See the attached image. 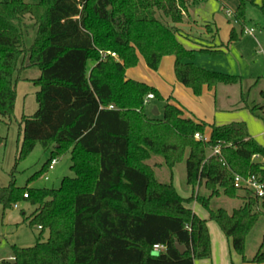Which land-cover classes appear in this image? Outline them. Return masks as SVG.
I'll list each match as a JSON object with an SVG mask.
<instances>
[{
	"label": "trees",
	"instance_id": "16d2710c",
	"mask_svg": "<svg viewBox=\"0 0 264 264\" xmlns=\"http://www.w3.org/2000/svg\"><path fill=\"white\" fill-rule=\"evenodd\" d=\"M202 2L41 0L31 5L0 0V120L14 116L20 74L40 72L29 80L38 88V110L22 119L17 163L40 144L51 153L46 170L70 155L75 174L58 189L21 188L13 179L0 188L1 207L31 204L36 210L26 222L41 228L35 246H13L12 260L3 264H195L210 259L212 249L208 221L187 207L194 201L208 210L243 261L264 264V240L252 259L246 256L248 237L264 216V197L239 190L234 182L237 175L264 182V147L245 123L212 126L207 142L197 140L208 125L185 118L183 108L169 103L162 118H151L146 99L150 94L162 99L160 93L126 79L139 55L153 71L173 56L177 81L197 97L205 87L242 85L240 76L195 64L197 53L217 56L224 53L221 47L190 50L179 40L177 25L189 4ZM238 2L234 18L244 26L247 4H256ZM260 10L264 17V5ZM206 29L213 32L209 25ZM236 38L233 29L229 42ZM151 155L164 159L170 183L158 181L145 163ZM183 162L193 188L189 199L172 182L173 170ZM202 187L208 198L199 194ZM238 191L246 192L244 198ZM221 195L243 203L231 213L213 211L210 203ZM155 246L164 250L157 252Z\"/></svg>",
	"mask_w": 264,
	"mask_h": 264
},
{
	"label": "rangeland",
	"instance_id": "374dc122",
	"mask_svg": "<svg viewBox=\"0 0 264 264\" xmlns=\"http://www.w3.org/2000/svg\"><path fill=\"white\" fill-rule=\"evenodd\" d=\"M24 1L31 5H37L41 0ZM255 4H247L246 6L245 24L242 27L244 31H252V37L244 41L235 40L229 42L233 28L239 27L236 25L234 18V14L239 6L238 0H211L205 9V14L200 12V19L209 23V25L214 22V25L219 30V44H217V47H221L224 52L220 55L228 56L229 60L226 62L224 60V62H228V64L235 62L233 68L229 67V72H223L222 74L242 77L244 97L248 98L251 109H246L239 113L247 119L250 118L254 123L255 121L260 122L262 119L252 112L253 106L258 109L264 108V104L262 106L259 104L260 94L264 91V56L262 54L264 51V17L260 10V7L264 5V0H255ZM191 6H194V3L189 4L188 11L184 13V20L181 24L193 22V17L189 11ZM203 7L198 8L201 9ZM229 10L231 16L228 14ZM167 21L170 23L171 20L168 19ZM246 25H248V28H246ZM180 40L185 44L186 48L191 50L200 45L198 41H192L183 36L180 37ZM140 67L136 69V77L140 78L141 81H152L158 78L157 71L148 69L144 64L140 65ZM39 76L40 72L37 69L24 71L20 74L22 80L17 81V101L14 116L11 119L0 120V188L8 187L14 180L16 186L21 188L28 185L30 188L35 189H58L64 178L75 176L74 172L71 171L72 163L70 155L58 158L57 164L53 169L50 170L49 166L48 170H46L45 165L51 158V153L50 151H45L40 144L24 160L17 163L18 149L23 139L22 119L23 117L33 116L38 110L36 98L38 88L29 80L37 79ZM254 78L256 79L253 81ZM239 87L240 85L237 88L239 89ZM237 88L231 90V98L234 97ZM219 97L222 99L221 94ZM166 104V100L157 98L146 107L147 115L151 118H162ZM153 106H157L160 109V115L154 116L152 114ZM221 112L218 111V114H222ZM239 113L237 112L236 114ZM253 139L255 140V138ZM256 142L263 146L258 141ZM145 163L154 170L158 181L161 183L171 182L172 173L162 157L151 155ZM172 182L178 193L183 196L190 195L192 188L187 185L186 162L175 167ZM199 194L205 198L210 196V192L204 187L199 190ZM237 194L244 198L246 192L238 191ZM242 203L243 200L241 199H231L221 195L212 199L210 205L213 211L225 209L228 212H232L234 209L240 207ZM35 210L36 207L27 202L17 204V208L13 206L12 208L4 209L0 206V264L8 261L12 256L13 246L30 248L36 245L37 239L40 236V230L37 227H30L29 223L26 222V219ZM198 212H208V210L201 204H198ZM43 237L45 239L48 238V233L44 234ZM263 240L264 216L260 218L250 233L246 244V256L256 253L258 246Z\"/></svg>",
	"mask_w": 264,
	"mask_h": 264
},
{
	"label": "crops",
	"instance_id": "0c3cea01",
	"mask_svg": "<svg viewBox=\"0 0 264 264\" xmlns=\"http://www.w3.org/2000/svg\"><path fill=\"white\" fill-rule=\"evenodd\" d=\"M210 1L211 0H206L201 4H194V6H191V8H189V11L193 17V22L179 24L177 25V28L181 30V35L183 37L189 38L192 41H198L200 45L217 46V44H219V30L214 25V22L209 25V23H206L202 19H200V12H203L202 14H205V9ZM201 6L204 7L199 9L198 7ZM228 12H230V10ZM207 25L211 27V30H213V32H208V30L206 29ZM236 25L239 26L238 28H233L236 31V40L244 41L252 37V35L246 34L248 30L244 31V28L239 23H237V21ZM246 28H248V25H246ZM216 30H218V33L215 32ZM180 37L181 36H179V40ZM183 45L185 46L184 43ZM200 45L192 50H199ZM224 60L225 62L229 61L228 56H213L207 53H197L194 62L200 68H205L209 71L219 73H226L229 72V67H234L235 62H233L232 64H228V62L225 63ZM142 64L146 65V67L148 68L145 59L141 55H139V64L137 65V67L129 69L126 72V79L143 82L155 88L160 93L162 99L166 100L167 103L183 108L185 112V118L193 119L196 122L206 123L208 125L205 135L207 138H209L210 136L212 126L222 127L233 123H245L247 125V128L249 127L248 130L250 135L264 146V108H259L255 112L252 111L253 113L257 114V117L262 119L263 122L255 121L254 123L250 118L247 119L246 117H243L241 113H239L243 110L251 109L248 103V98L245 99V103L241 102L242 96H244L242 85H240L239 89L237 88L238 85H219L211 89L205 87L202 95L200 97H197L193 94L191 89L183 86L177 81V78L175 76V57L168 56L163 58L161 65L156 72L159 76L156 80L152 81H141L140 78L136 77V69H138ZM255 79L256 78H254L253 81ZM235 88H237V90H235L234 97L231 98V90ZM220 94L222 95V99H220L219 97ZM154 100H156V98ZM154 100L148 101L147 106L150 105V103ZM259 104L261 106L264 104V98L261 94ZM154 108L158 109L160 115V109L157 106L152 107V113L154 111ZM218 111H222V114H218ZM237 112L239 114H236ZM192 193L193 188L190 195L183 196L182 194H179L183 198L188 199L191 197ZM198 204V202H192L190 204H187V207L190 208L198 217L208 221L207 226L211 239L212 256L210 259L197 260L195 261V264H253L243 261L242 257L237 254V252L233 248L232 241L226 237V235L223 233V231L215 221L210 220L209 212H198ZM260 245L258 246V249ZM254 255L255 253L251 256L247 255V259H252ZM9 260H12V256L9 258Z\"/></svg>",
	"mask_w": 264,
	"mask_h": 264
},
{
	"label": "built area",
	"instance_id": "2783aa9c",
	"mask_svg": "<svg viewBox=\"0 0 264 264\" xmlns=\"http://www.w3.org/2000/svg\"><path fill=\"white\" fill-rule=\"evenodd\" d=\"M228 14L231 16V12H228ZM247 35H252V31H247ZM264 56V51L262 52ZM155 96L153 94H150L147 97L146 103L150 100H154ZM195 138L197 140H202L204 142H207L209 138L206 136H202L200 134H196ZM219 153V149H215L213 154ZM57 164V160L52 161L50 164V170L53 169V167ZM235 187L239 190H246L251 192L255 197L257 198H263L264 197V182L261 181L256 176H250L248 178L241 177L239 175L235 176ZM27 197V196H26ZM17 208V205L15 206ZM41 229V228H39ZM155 251L160 252L164 250L163 246H155Z\"/></svg>",
	"mask_w": 264,
	"mask_h": 264
},
{
	"label": "water",
	"instance_id": "95a60500",
	"mask_svg": "<svg viewBox=\"0 0 264 264\" xmlns=\"http://www.w3.org/2000/svg\"><path fill=\"white\" fill-rule=\"evenodd\" d=\"M154 116H158L159 115V111L157 108H154V111L152 113ZM176 248L179 250V252L183 255L185 254V248L182 246H179L178 244H176Z\"/></svg>",
	"mask_w": 264,
	"mask_h": 264
}]
</instances>
